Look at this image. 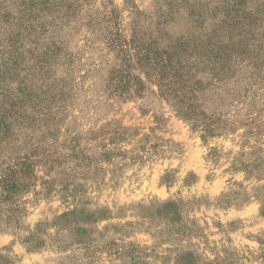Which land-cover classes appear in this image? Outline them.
I'll list each match as a JSON object with an SVG mask.
<instances>
[{
	"label": "rangeland",
	"instance_id": "374dc122",
	"mask_svg": "<svg viewBox=\"0 0 264 264\" xmlns=\"http://www.w3.org/2000/svg\"><path fill=\"white\" fill-rule=\"evenodd\" d=\"M170 1L0 0V264H264V0ZM249 13L193 98L129 51Z\"/></svg>",
	"mask_w": 264,
	"mask_h": 264
},
{
	"label": "trees",
	"instance_id": "16d2710c",
	"mask_svg": "<svg viewBox=\"0 0 264 264\" xmlns=\"http://www.w3.org/2000/svg\"><path fill=\"white\" fill-rule=\"evenodd\" d=\"M168 5H175L177 10H184L189 19L202 20L205 19L207 22L209 18V11L202 7H191L187 5L184 1L178 3V0H171ZM239 5V4H238ZM236 5V6H238ZM175 12L172 9L169 10L166 16L172 19ZM248 19L244 23H237L233 27L227 26V23H223L221 27H216L212 23H208L207 26L197 25L193 29L198 32L195 33L189 31V33L184 37H181L180 41L177 43L169 44V40L165 38V28L163 24H157L154 32L150 33V36L139 41L138 46H134L133 50L135 56L138 57L139 63H141L145 68L155 73L157 77L161 80H174L173 85H176L177 94H180V98L184 99L187 96L190 98L194 97L195 89L197 88L199 81L196 80L197 74H206L210 76L211 79L221 80L229 79L234 76L230 67H227V63H218L217 60H222L227 58V50L218 49L213 44V39L220 34V37L227 32L241 29L244 42L248 43V37H251L253 27H257L256 23H253V14L249 13ZM209 22V21H208ZM165 24H167L165 22ZM226 29V30H225ZM247 37V39H246ZM166 40L167 47L160 48L159 42ZM203 39V40H202ZM134 44V42H132ZM263 44L258 46V53L252 55L253 58L260 60V63L253 65V71L257 78L261 77L264 81V49H262ZM157 72V73H156ZM185 93H189L184 96ZM183 96V97H182ZM186 119H194V113H188L183 115ZM21 179H14V176L9 178H1V185L7 192V196L4 201L9 200V195L15 196L17 194V188ZM18 212V208L15 207L14 213ZM9 220V219H7ZM9 224L8 222L6 223Z\"/></svg>",
	"mask_w": 264,
	"mask_h": 264
}]
</instances>
